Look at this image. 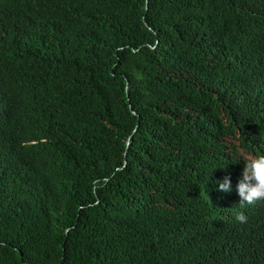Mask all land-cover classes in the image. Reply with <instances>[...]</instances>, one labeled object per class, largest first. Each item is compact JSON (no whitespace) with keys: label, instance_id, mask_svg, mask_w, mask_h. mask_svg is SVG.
Wrapping results in <instances>:
<instances>
[{"label":"trees","instance_id":"trees-1","mask_svg":"<svg viewBox=\"0 0 264 264\" xmlns=\"http://www.w3.org/2000/svg\"><path fill=\"white\" fill-rule=\"evenodd\" d=\"M0 264H264V0H0Z\"/></svg>","mask_w":264,"mask_h":264}]
</instances>
